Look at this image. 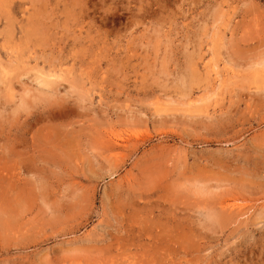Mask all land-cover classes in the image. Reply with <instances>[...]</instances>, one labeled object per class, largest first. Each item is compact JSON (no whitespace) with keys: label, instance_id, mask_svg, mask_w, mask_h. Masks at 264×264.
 Instances as JSON below:
<instances>
[{"label":"rangeland","instance_id":"374dc122","mask_svg":"<svg viewBox=\"0 0 264 264\" xmlns=\"http://www.w3.org/2000/svg\"><path fill=\"white\" fill-rule=\"evenodd\" d=\"M0 61V264H264V0H0Z\"/></svg>","mask_w":264,"mask_h":264},{"label":"bare ground","instance_id":"6f19581e","mask_svg":"<svg viewBox=\"0 0 264 264\" xmlns=\"http://www.w3.org/2000/svg\"><path fill=\"white\" fill-rule=\"evenodd\" d=\"M1 62V61H0ZM33 64V63H32ZM51 64V63H50ZM2 65V64H1ZM3 67V66H2ZM19 67V66H18ZM17 69V68H16ZM5 71V70H4ZM2 72V71H1ZM73 77V76H72ZM2 78V77H1ZM72 79V78H71ZM77 79V78H75ZM42 81V80H41ZM78 82V81H77ZM1 83V82H0ZM4 83V82H3ZM50 83V82H49ZM79 83V82H78ZM51 87V86H50ZM7 94V93H6ZM5 94V95H6ZM28 98V97H27ZM114 133V132H113ZM115 134V133H114ZM139 135V134H138ZM117 136V134H116ZM129 136V135H128ZM104 139H105V148L106 150L109 152L113 149H119L121 148L122 150L126 148L127 146V142L130 140H117V137H114L113 135H111L109 132H106L104 134ZM127 138V137H126ZM137 138V137H136ZM135 138V139H136ZM121 139V138H120ZM137 140V139H136ZM118 152V151H117ZM120 153V152H119ZM118 154V153H117ZM123 154V153H122ZM121 153L119 154L121 157L123 156ZM113 156L116 157V155L114 154ZM114 157V158H115ZM230 204V203H229ZM229 207V206H228ZM229 209V208H228Z\"/></svg>","mask_w":264,"mask_h":264}]
</instances>
